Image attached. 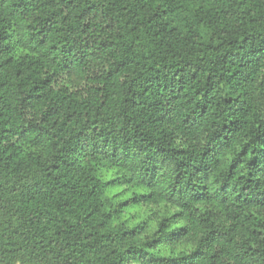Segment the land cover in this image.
Segmentation results:
<instances>
[{
  "label": "clouds",
  "instance_id": "1",
  "mask_svg": "<svg viewBox=\"0 0 264 264\" xmlns=\"http://www.w3.org/2000/svg\"><path fill=\"white\" fill-rule=\"evenodd\" d=\"M0 264H264V0H0Z\"/></svg>",
  "mask_w": 264,
  "mask_h": 264
},
{
  "label": "trees",
  "instance_id": "2",
  "mask_svg": "<svg viewBox=\"0 0 264 264\" xmlns=\"http://www.w3.org/2000/svg\"><path fill=\"white\" fill-rule=\"evenodd\" d=\"M255 163H256V162L254 161L253 164H255ZM110 183H111V182H110ZM117 195H119V194H117ZM115 198H116V197H113V199H115ZM131 199H132V200H135L136 197L133 196ZM129 206H130V201H129V200H122V201H121V204H119V205L116 206L115 214H116V215H119V214H120V209H121V208L127 209ZM131 218H132V217H131V215H130L129 219H131ZM137 227H139V225H137ZM133 231H134V230H133Z\"/></svg>",
  "mask_w": 264,
  "mask_h": 264
}]
</instances>
